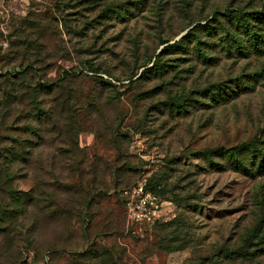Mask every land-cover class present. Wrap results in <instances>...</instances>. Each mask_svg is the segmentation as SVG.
<instances>
[{
  "label": "rangeland",
  "instance_id": "rangeland-1",
  "mask_svg": "<svg viewBox=\"0 0 264 264\" xmlns=\"http://www.w3.org/2000/svg\"><path fill=\"white\" fill-rule=\"evenodd\" d=\"M113 4L120 7L121 15L104 13V7ZM229 5L263 11L264 0H0V47L11 49L19 36L27 37H13L25 19L34 33L36 20L49 34L47 81L56 80L63 71L79 73L89 62L115 86L104 90L87 67L71 84L82 105L92 97L103 108L102 118L94 113L99 116L96 126L86 122L79 139L85 183L94 180V163L100 173L106 164L113 169V175L102 172L109 186L89 199L99 203L92 210L93 225L87 228L82 218L75 217L65 235L62 227L40 216L39 235H34L38 246L57 244L60 234L65 237L58 249L38 258L24 248L25 258L30 253L28 264H103L86 255L93 250H108L117 264H207L223 248L241 243L255 222L257 204L264 202V176L252 179L229 168L212 167L206 152L233 148L257 136L264 140V56L246 59L213 53L220 60L207 66L194 55L182 56L187 61L179 62V69L189 70L181 73L188 90L224 83L233 96L213 102L211 96L194 94L200 103L191 101L190 114L185 116L171 110L167 92L155 77L130 82L165 48L162 38L173 44L197 25L213 23L206 16L224 12ZM192 18L199 21L190 28L187 22ZM34 34L28 38L35 39ZM214 51L220 53V48ZM243 82L252 89L240 92ZM110 97L116 100H111L113 104ZM119 117L124 121L117 122ZM214 161L223 163L219 157ZM140 182L152 185L164 203L159 226H138L127 220L118 192ZM35 186L31 178L14 182L15 190L23 193ZM80 209L85 213L86 208ZM0 250V256H10L0 257V264H13L17 243L1 236Z\"/></svg>",
  "mask_w": 264,
  "mask_h": 264
},
{
  "label": "trees",
  "instance_id": "trees-1",
  "mask_svg": "<svg viewBox=\"0 0 264 264\" xmlns=\"http://www.w3.org/2000/svg\"><path fill=\"white\" fill-rule=\"evenodd\" d=\"M117 8L120 9L113 4L104 7L103 11L121 15L122 11ZM129 15L133 16V13L129 11ZM119 18L125 19L123 16ZM209 18L213 23L197 25L173 44L162 38L160 41L163 46L166 45L165 48L150 59L149 65L144 66L138 79L133 80L136 75L130 82L134 85L141 79L155 77L161 81L162 91L167 92V103L171 110L184 116L190 114L191 101L200 103L192 97L194 94L211 96L213 102L216 99L218 102L225 101L224 95L232 99L233 96L227 93L230 87L225 89L224 83L204 86L198 91L188 90L182 84L181 73L189 70L179 69L182 66L179 62L187 61L182 58L184 55H194L204 66L213 65L214 61L220 60L213 58V53L246 59L264 56V9L242 11L229 5L224 12L216 10L206 16L205 20ZM24 21L21 28L15 29L13 37L25 34L26 39L19 36L16 42H11V49L0 47V237H9L18 245V252L12 258L13 264H28L30 253L25 258L24 254L27 252L24 253V248L33 253L35 258L41 257V253H51L58 249L75 217L82 218L84 225L91 228L96 217L93 208L99 203L89 199L109 186L102 172L113 173L110 164H106L100 173L99 165L94 163V180L85 183L86 173L82 169V162L78 160L80 155L83 156L79 139L85 132L86 122L96 126L97 118L103 116L100 113L103 108L100 104H94L92 97H88L87 104L82 105L79 91L71 84L74 78L81 77L88 69L97 77L94 78L96 83L104 90L110 91L115 86L105 80L99 68L89 62L83 64L79 73L63 71L56 80L47 81L45 76L51 58L47 47L49 34L46 29L41 30L36 20L33 22L36 26L34 34L29 29V19ZM198 21L197 18H192L187 25L191 28ZM185 29L186 27L183 30ZM32 34L35 39L28 38ZM203 47H207V51ZM216 48H220V53L214 51ZM2 53L6 56H1ZM14 54L18 56L13 58ZM150 64L152 66L148 67ZM171 85L179 87L181 92L174 90ZM248 85L243 82L239 91L252 89ZM111 100L116 101L110 97L109 104L112 103ZM200 105L207 106L203 103ZM81 109H84L85 117L81 116ZM118 121H124L123 117H119ZM111 133L114 134L113 131ZM206 153L207 161L212 167L217 166L221 170L229 168L252 179L264 176V140L260 136L233 148L208 149ZM215 157L222 158L223 163H215ZM66 172L70 175L66 176ZM25 178H31L36 188L27 193L16 191L14 182ZM78 181L80 185L76 184ZM147 187L159 196L152 185ZM122 192L123 190L118 192L120 198ZM257 205L259 212L256 213L255 222L243 234L241 243L233 248H223L207 264H264V202ZM79 207L86 208L85 213ZM43 215L51 219L53 225L64 229L57 244L38 246L34 238L37 232L39 235L37 220ZM85 215L88 216L85 218ZM159 222L153 226H159ZM103 229L107 231L108 228ZM86 255L95 256L103 264H117L108 250H93ZM86 255L83 256L84 259ZM0 257L10 256L5 254Z\"/></svg>",
  "mask_w": 264,
  "mask_h": 264
},
{
  "label": "built area",
  "instance_id": "built-area-1",
  "mask_svg": "<svg viewBox=\"0 0 264 264\" xmlns=\"http://www.w3.org/2000/svg\"><path fill=\"white\" fill-rule=\"evenodd\" d=\"M121 200L128 222L134 225L152 227L162 216L164 203L146 183L123 190Z\"/></svg>",
  "mask_w": 264,
  "mask_h": 264
}]
</instances>
